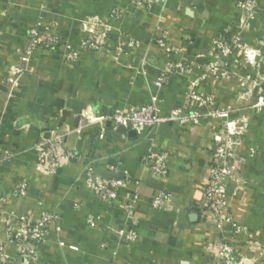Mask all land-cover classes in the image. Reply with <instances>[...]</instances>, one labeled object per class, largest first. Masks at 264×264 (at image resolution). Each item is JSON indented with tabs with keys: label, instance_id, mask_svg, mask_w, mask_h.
Masks as SVG:
<instances>
[{
	"label": "crops",
	"instance_id": "0c3cea01",
	"mask_svg": "<svg viewBox=\"0 0 264 264\" xmlns=\"http://www.w3.org/2000/svg\"><path fill=\"white\" fill-rule=\"evenodd\" d=\"M240 1L162 0L146 11L135 0H0V152L14 151L12 158L0 161V210L60 217L36 264H219L220 234L203 216V184L214 139L228 132L237 143L230 163L242 178L240 188H229L231 220L240 229L229 240L240 264H264V87L249 89L243 73L215 78L205 71L215 61L214 39L237 32ZM261 1L262 10L241 42L260 48L264 79ZM114 8L127 11L112 22L117 54L86 51L73 65L57 52H35L28 63L21 57L28 30L39 21L50 23L62 44L72 47L85 38L89 21L106 19ZM160 26L169 31L168 45L180 49L168 59L152 43ZM126 37L139 47L123 45ZM141 59L148 63L144 69ZM167 60L181 61L189 71L162 85L158 77ZM152 97L161 116L189 105L201 116L188 125L113 130L108 120L113 111L139 109ZM205 98L212 103L205 105ZM56 133L79 161L45 175L37 163V145ZM151 137L170 155L165 177H152L146 164ZM112 165L122 187L109 205L87 187L86 169L107 171ZM22 181L28 185L25 199L14 192ZM163 191L171 200L155 211L152 200ZM131 196L137 199L138 239L127 246L125 206ZM0 243L6 246L0 264H20L19 247L9 241L3 219Z\"/></svg>",
	"mask_w": 264,
	"mask_h": 264
},
{
	"label": "built area",
	"instance_id": "2783aa9c",
	"mask_svg": "<svg viewBox=\"0 0 264 264\" xmlns=\"http://www.w3.org/2000/svg\"><path fill=\"white\" fill-rule=\"evenodd\" d=\"M161 2L162 0H135V5L137 8L147 11L156 5H160ZM237 7L240 10L237 32L231 35L225 31L214 39L210 47L215 56V61L205 68L206 74L209 76L228 78L229 73L226 66H230L233 61H237L233 58L236 52L242 54L244 63L254 62L251 56L252 53L254 54V50H251V47L241 42L240 38L254 24L257 15L262 10V1L242 0L237 4ZM126 14L127 11L125 9L114 8L106 19L89 21L85 26V38L72 47L62 44L50 23L39 21L35 27L28 30L25 38L26 47L22 51L21 57L28 63L35 52L42 54L57 52L60 53L68 65H73L86 51H92L95 55L102 53L117 54L120 46L116 44L114 38L115 28L112 22L123 19ZM168 35L169 31L160 26L156 28L152 40L154 45L163 49V54L167 59L174 54L180 53L178 47L168 45L166 42ZM122 44L128 48L139 47V43L136 40L128 37L124 39ZM139 64L144 69L148 63L146 59H141ZM188 71L189 68L181 61L167 60L164 68L160 70L158 80L162 85H168L174 75ZM202 102L205 105L212 103L209 98L203 99ZM192 108V105H189V107H182L167 116H161L158 110V100L156 97H152L150 103L139 109L129 112L119 109L113 111L108 120L112 123L115 132L121 129L134 131L154 130L166 123L182 125L193 123L201 114ZM236 147V139L232 132L220 135L214 139V149L211 151L208 161V174L203 184V200L206 205L203 216L210 219L219 231V257L222 264H237L238 262L235 247L229 240L230 236H236L240 233V229L233 225L231 220L229 196V188L231 186L236 191L242 185L240 171L230 163V159L234 157ZM37 149V163L43 167L45 175H56L68 163L79 161L76 152L68 147L58 133L38 144ZM12 157L13 154L10 153L4 155L5 159ZM169 159L170 155L159 149L157 139L151 137L146 159L151 176L156 178L165 177L168 174ZM86 170L88 173L86 185L94 191L97 201L111 205L119 198L122 187L120 181L117 179L106 180L101 177L94 178L95 168L92 166H87ZM117 170L116 165H112L107 169V171L112 173H116ZM14 192L21 199H25L28 194L27 183L24 181L16 183ZM171 196L166 191L156 195L151 203L153 210H163L167 202L171 200ZM136 204V197L131 196L130 202L125 206L130 227V230L123 234L124 242L127 246L136 243L138 239L137 229L139 221L135 217ZM0 219L6 222L9 241L19 247L20 264L38 263L41 258L40 247L50 230L58 228L60 223V217L55 212H44L39 218H36L34 215L28 214H4L0 210ZM14 221L17 223L16 228L13 226ZM88 222L93 224L94 219L91 218ZM5 248V244L0 243V260L5 256Z\"/></svg>",
	"mask_w": 264,
	"mask_h": 264
},
{
	"label": "rangeland",
	"instance_id": "374dc122",
	"mask_svg": "<svg viewBox=\"0 0 264 264\" xmlns=\"http://www.w3.org/2000/svg\"><path fill=\"white\" fill-rule=\"evenodd\" d=\"M236 28H237V26H236ZM240 40H241V38H240ZM244 44H246V43H244ZM251 50H254V54L253 53L251 54V56L253 57V61H254L253 63L251 61H249L248 63H244L243 62L244 59L242 58V54L240 52H236L234 54L233 58L236 59L237 61L236 62L233 61L232 65L226 66L227 67L226 69H227L228 73L230 72V73H233L235 75H239V74L241 75V73L245 74L243 76V78L246 80V82H247L246 86L249 89H256L258 87L262 88V87H264V79L260 78L261 74L259 73V70H260L261 64L259 65V63H258V61L261 57L260 56L261 50L258 47H251ZM7 153L13 154L14 151L10 150V151H6L5 153L0 152V159L2 157H4V155ZM219 262H220L219 264H222L221 261H219ZM237 264H240V261H238Z\"/></svg>",
	"mask_w": 264,
	"mask_h": 264
},
{
	"label": "water",
	"instance_id": "95a60500",
	"mask_svg": "<svg viewBox=\"0 0 264 264\" xmlns=\"http://www.w3.org/2000/svg\"><path fill=\"white\" fill-rule=\"evenodd\" d=\"M133 132L134 131H132V133ZM98 177L104 178L106 180H112V179L120 180L122 178L121 175H118L116 173H112V172H109V171H106V170H98V171H96L95 174H94V178H98Z\"/></svg>",
	"mask_w": 264,
	"mask_h": 264
}]
</instances>
